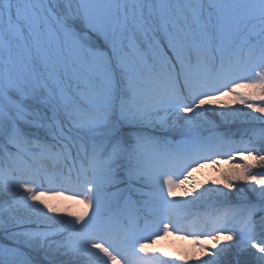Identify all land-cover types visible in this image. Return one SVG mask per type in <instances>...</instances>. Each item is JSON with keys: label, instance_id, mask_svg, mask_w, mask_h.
Here are the masks:
<instances>
[{"label": "snow or ice", "instance_id": "obj_1", "mask_svg": "<svg viewBox=\"0 0 264 264\" xmlns=\"http://www.w3.org/2000/svg\"><path fill=\"white\" fill-rule=\"evenodd\" d=\"M0 264H264V0H0Z\"/></svg>", "mask_w": 264, "mask_h": 264}, {"label": "rangeland", "instance_id": "obj_2", "mask_svg": "<svg viewBox=\"0 0 264 264\" xmlns=\"http://www.w3.org/2000/svg\"><path fill=\"white\" fill-rule=\"evenodd\" d=\"M229 164L226 159H220L219 164L214 166L211 163L206 164L199 172L194 173V176L197 180H212L219 176V168H228ZM184 189L178 188L176 189L177 195H183ZM68 203H73L72 201H68ZM78 208H82V204L76 205ZM150 247L160 248L162 251H174L180 252L186 249H190L192 247L191 240L182 237L176 234H170L168 237H161L158 239L155 244L150 245Z\"/></svg>", "mask_w": 264, "mask_h": 264}, {"label": "trees", "instance_id": "obj_3", "mask_svg": "<svg viewBox=\"0 0 264 264\" xmlns=\"http://www.w3.org/2000/svg\"><path fill=\"white\" fill-rule=\"evenodd\" d=\"M66 203H68V201Z\"/></svg>", "mask_w": 264, "mask_h": 264}]
</instances>
